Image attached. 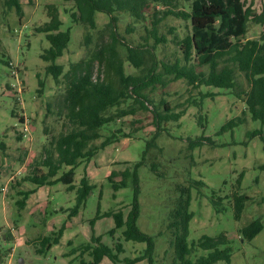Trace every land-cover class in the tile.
<instances>
[{
	"label": "rangeland",
	"instance_id": "1",
	"mask_svg": "<svg viewBox=\"0 0 264 264\" xmlns=\"http://www.w3.org/2000/svg\"><path fill=\"white\" fill-rule=\"evenodd\" d=\"M19 1L20 16L14 7L0 0V264H84L90 260L88 252L83 250V246L91 242L89 221L98 211L121 209L126 213L133 195L130 177L125 187L114 191L108 175L113 170H132L140 159L137 225L154 236V264L172 261L170 211L180 188L188 186L192 180H201L204 186L190 188L189 210L193 216L189 221L188 244L202 235L224 234L228 238L226 245L231 249L230 264H264V169L261 168L264 141L259 135H247L256 129L264 132V125L246 114L237 125L221 130L226 121L242 117L248 89L243 72L226 60L220 61L219 66L234 69L235 86L231 90L191 88L185 79H175L172 75H163V84L146 90L147 96L160 107L164 101L175 111L184 110L177 121L163 123L158 133L153 125L151 105L147 110H137L134 115L118 118L99 129L100 137L92 144L99 145L112 134L115 138L89 161H81L75 168V186H79L84 174L93 186L75 215L70 216L69 212L76 203V192L67 190L59 182L37 187L22 208L17 205V200L22 198L20 192L34 188L33 184L22 180L30 170L29 165L37 158L42 145L66 122L63 112L57 109L66 87L63 73L69 70L71 63L89 57L95 49L111 42L110 30L106 27L108 16L104 13L96 12L95 27L86 29L82 23L71 20L69 12L73 5L70 1ZM245 3L252 4L257 12L264 7V0H245ZM48 4L58 7L62 20L60 29H70V40L63 54L55 60L63 66L58 82L46 72L48 62L40 57L49 42L44 33L36 31V27L48 19ZM160 9L151 5L146 10L145 20H136L126 12L117 13L115 31L124 44H116L115 50L126 74L140 73L126 59V43L132 46L154 44L147 31L151 28L153 11ZM186 25V21L174 16L158 22L157 36H164L165 40L154 47L156 61L173 62L180 56L177 42L188 32ZM260 32L261 26L251 22L245 37L256 38ZM86 33L89 34L87 43ZM147 64L149 66L151 61ZM104 68V63L100 65L95 61L93 74L103 77ZM157 69L162 70L160 64ZM200 92L213 95L200 99ZM193 97L198 104L193 105ZM114 111L115 108L110 109ZM201 136L206 138L203 145L189 148V139ZM147 142L151 145L146 148ZM120 179V175L113 177L114 181ZM238 179L239 191L249 199L236 220L231 197ZM211 191L222 199L219 211L209 200ZM257 217L263 223L261 231L251 240L241 239L239 229ZM113 226L111 217L99 218L93 223L94 235H101V241L110 245L113 236L108 230ZM59 229L62 234L57 244L38 253L39 240L47 235L54 237ZM118 236L125 249L122 255L134 257L143 252L145 245L125 240L121 229L114 231V237ZM207 252L197 248L188 257L194 260ZM102 264L111 263L106 259ZM215 264L227 263L219 260Z\"/></svg>",
	"mask_w": 264,
	"mask_h": 264
},
{
	"label": "trees",
	"instance_id": "2",
	"mask_svg": "<svg viewBox=\"0 0 264 264\" xmlns=\"http://www.w3.org/2000/svg\"><path fill=\"white\" fill-rule=\"evenodd\" d=\"M70 1L73 10L69 16L73 22L82 23L86 29L96 25V12L108 16L106 27L110 30L111 42L95 49L87 58L71 63L69 70L63 73L66 87L57 102V109L63 112L66 120L62 129L52 135L41 148L37 158L29 165V172L22 180L30 182L34 188L20 192L22 198L17 200V205L22 208L25 200L37 187L61 183L67 190H75L76 203L69 215H75L80 206L91 192L93 186L88 183L84 174L75 186L74 170L81 161H89L101 148L107 146L115 136L112 134L104 138L99 145L92 141L100 137L99 129L110 122L134 115L137 110H147L152 106L151 114L155 132H159L162 124L168 121H177L184 110L175 111L167 102L155 104L146 94V90L157 84H163V75H172L175 79L183 78L189 87L198 86L215 87L222 90H231L235 86L234 69L225 65L219 66L220 61H228L236 69L243 72L248 89L244 96V110L242 117L237 116L225 122L221 130L237 125L248 114L252 120H257L264 125V7L257 12L252 4L245 0H62ZM8 7H14L20 16L21 4L19 0H5ZM160 6L154 10L151 19V28L147 31L154 39V44H139L132 46L126 43V59L134 68L140 70L139 74H126L122 60L115 50L120 42L115 31L118 12H126L136 20L146 19V10L151 6ZM167 16H174L187 22L188 32L177 42L180 56L173 62L156 61L154 47L165 40L164 36H157L158 22ZM47 21L36 27L37 32H42L49 46L43 50L40 57L48 62L46 72L55 82L59 81L63 66L55 62L60 57L70 40V29L61 30L62 20L59 17L58 7L54 4L47 5ZM261 26V32L256 38H246L249 23ZM85 42L89 41V34L84 35ZM104 63L105 75H94V62ZM151 61L148 66L147 62ZM160 64L161 69L157 67ZM100 72V70H99ZM42 82L38 84L41 87ZM40 91V89L38 90ZM200 99L212 96V92L199 93ZM130 101V102H129ZM189 101V100H188ZM193 105L198 104L192 98ZM126 104V105H124ZM115 108L114 112H110ZM249 137L259 135L264 141L262 130H253L247 133ZM204 137H198L188 142L189 148L203 145ZM151 142L146 143V148ZM145 151V150H144ZM143 151V153H144ZM142 157L143 158V154ZM139 162L133 165L132 170L111 171L108 181L113 190L126 186V179L132 181V199L129 209L123 213L121 209L105 211L97 214L89 221L91 242L83 246L90 260L84 264H102L107 259L111 264H137L145 262L154 264L155 240L154 236L143 232L137 225L140 212L138 202ZM264 169V165L261 166ZM120 175L119 181L113 177ZM242 175V174H241ZM237 188L232 193L233 217L238 220L244 209L245 201L249 197L240 190V179ZM204 186L201 180H192L188 186L180 188V194L170 211L168 227L172 230L173 258L170 264H215L222 260L230 264L231 249L227 246L228 238L224 234L216 237L202 235L191 245L187 242L189 221L193 213L189 210L190 188ZM114 195V194H113ZM209 200L216 211L222 209V199L211 191ZM102 217H111L113 228L108 233L113 236L110 245L101 241V235L95 236L93 223ZM263 228L260 217L252 219L239 229L241 239L251 240ZM121 229L125 240L143 243V252L137 256L122 255L125 251L120 237H114V231ZM62 231L59 229L54 237L44 236L39 240L38 253L48 251L57 244ZM221 245H226L220 247ZM208 251L194 260L189 255L197 248Z\"/></svg>",
	"mask_w": 264,
	"mask_h": 264
}]
</instances>
